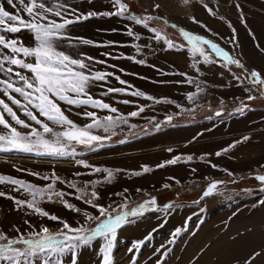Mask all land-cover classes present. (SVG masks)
I'll return each instance as SVG.
<instances>
[{
	"label": "rangeland",
	"instance_id": "1",
	"mask_svg": "<svg viewBox=\"0 0 264 264\" xmlns=\"http://www.w3.org/2000/svg\"><path fill=\"white\" fill-rule=\"evenodd\" d=\"M125 1L133 2L145 12V15L138 17H154L147 21V27L127 19L128 13L123 17L95 16L70 26L69 35L105 46L81 44L68 47L66 42L61 43V50L73 56L86 53L98 61H106L92 64L93 70L111 72L114 76L108 77L106 82H96L89 91L95 98L117 108L118 112L109 113L91 107H71L69 111L70 106L62 102L61 107L65 115L81 127L91 122L80 115L84 111H94L100 118L106 115L123 116L127 123H119L107 133L102 128L92 129L93 134L110 136V139L101 142L103 147L94 144L93 147H97L95 151L88 146L74 144L75 157L0 152V176L20 179L41 189L52 185L51 200L37 197L38 206L49 216L59 218V221H53L40 216L26 204L17 205L15 200L30 201L31 195L23 189L15 190L19 186L0 184V191L6 193L0 197V231L9 237L20 234L29 237L33 230L39 231L42 226H47L53 232L59 230L62 227L60 221L73 227L83 225L93 229L106 219V215H100L97 206H102L106 214L116 217L138 209L155 197L156 210L148 205L142 216L128 217L133 223H125L117 229L114 264H132L134 254L136 264H157L158 260H161V264H182L183 261V264H264V241L263 246L250 248L248 254L237 260L229 250L238 239L247 233L252 234L256 227L250 225L247 229L239 230L238 234H228L236 219L252 222L259 213L264 212V203H261L264 201V183L252 179L253 176L264 175V92L260 85L252 84L250 77L255 70L264 78V68L249 63V59L264 62V0H188V3H184V0ZM4 2L6 8L13 11L6 5V0ZM67 3L84 14L116 10L113 0H67ZM157 4L159 8H155ZM193 18L197 22H193ZM159 19L195 35H198V29L210 34H213L214 28L223 30L224 36L209 37L217 40V45L220 47L221 44V48L233 60H239L243 67L212 54L208 47L205 50L212 62H204L198 52L193 53L191 47L183 44ZM129 28L134 36L127 35ZM150 29H155V32ZM156 33L173 41L177 47L169 49L164 39L155 38ZM14 38L22 40L26 46L34 45L32 35L27 31L14 34ZM138 60L145 63H137ZM115 76L126 81V84H120ZM0 78L7 77L0 74ZM108 87L126 89V92L102 95ZM136 90L154 99L129 94ZM12 95L23 100L18 94ZM190 95L193 96L192 100L188 98ZM250 95L255 98L249 100ZM0 99H4L20 119L39 128L22 108L12 105L2 92ZM124 100L130 103H121ZM157 100L160 102L157 103ZM139 107H143L144 111L136 117L129 115L138 111ZM240 108H244L242 113L237 111ZM217 112L221 115L217 116ZM5 119L21 133L30 131L16 125L6 113ZM52 126L56 131L63 130L59 126ZM5 133L7 130L0 126V134ZM224 142L226 146L220 150H215L218 145L208 149V145ZM246 145L252 146L253 150L251 148L248 157L243 159L238 151ZM218 152L221 153L219 156ZM173 159H176L175 164L167 163ZM78 160H84L92 167H84L76 162ZM236 165H240L241 169H236ZM144 167L149 171L145 172ZM94 168L101 171L95 172ZM105 169L112 172L111 177ZM213 183L217 187L210 195L204 196ZM93 191L97 198H93ZM56 192L62 193V197L55 195ZM125 204L127 207H122ZM169 204L171 207L165 210V205ZM88 216L93 219H86ZM217 220L221 223H216ZM206 225H210L209 229L214 226L213 229L217 231L211 236L204 230ZM177 228L181 229V233L174 237ZM15 229H19V233ZM261 229L264 231V225ZM226 232L228 236L224 242L233 244L229 249L214 248L212 245L226 236ZM149 236L150 239H146ZM173 239L174 243H168ZM134 241H144L139 253L135 250L128 252ZM3 243L6 241L0 240V244ZM104 243L102 237H97L90 247L83 248L79 252L78 264H100L98 250ZM168 249L171 251L162 258ZM255 253L261 255L252 259ZM84 254L88 259L84 258ZM64 264H67L65 260Z\"/></svg>",
	"mask_w": 264,
	"mask_h": 264
},
{
	"label": "snow or ice",
	"instance_id": "2",
	"mask_svg": "<svg viewBox=\"0 0 264 264\" xmlns=\"http://www.w3.org/2000/svg\"><path fill=\"white\" fill-rule=\"evenodd\" d=\"M116 10L114 12H88L86 14L79 13L74 9L67 0H6V5L10 6L13 11H9L4 0H0V92L11 101L12 105L22 108L24 114L35 123L39 128L33 127L29 123L20 119L17 113L5 102L0 99V126L7 130V133L0 134V152H23L34 153L36 156L48 157H75L77 155L74 144L88 146L91 150H97V147H103V140L110 139V136L102 137L93 134L92 129H103L104 132H109L118 126L119 123H127L123 116L106 115L100 118L94 111H84L80 115L89 119L91 122L78 126L74 121L65 115V111L61 107V102L71 107H91L97 110H107L109 113H117L118 109L112 107L110 104L104 102L102 99L95 98L89 89L95 85L96 82H106L108 77L114 76V73L105 71H94L92 64H103L106 61H98L95 57L88 56L86 53H80L73 56L61 50V43L66 42L68 47H77L79 45L101 47L105 45L98 44L92 40L83 37H73L69 35L70 26L87 20L95 16H125L127 19L134 21L136 24H141L147 27V21L154 17H138L130 13L129 6L122 3V0H113ZM188 3V0H184ZM207 8V5H205ZM159 8V5H155ZM211 12V9H208ZM193 22L195 18H193ZM175 27V25H173ZM155 32V29H150ZM27 31L32 35L34 41L33 46H26L24 42L18 38H14V34ZM112 31H116L113 29ZM183 37L191 45L193 53H199L203 57L204 62L211 63L210 56L205 52L201 45H207L218 56L223 57L230 63H235L238 67H243L239 60H233L229 54L221 49L216 43L205 39L202 36L192 35L191 33L180 30ZM9 34H12L11 36ZM128 36L135 34L131 28L127 31ZM139 38L138 36L136 37ZM157 40L164 39L167 47L172 49L177 47L173 41L163 38L160 33H156ZM114 42H109L112 44ZM182 47V46H180ZM7 50V51H5ZM139 51V48H137ZM103 55H110L104 53ZM117 58V57H114ZM137 63L144 64V60H138ZM114 67V66H113ZM251 82L253 85H260L261 91L264 92V78L255 70L250 73ZM115 79L120 84H126V81L115 76ZM239 79V78H237ZM126 89L108 87L102 95L107 96L110 93H125ZM18 94L23 100L12 95ZM132 96L143 97L145 99L153 100L151 96H146L145 93L136 90L129 93ZM189 100L193 99L190 95ZM254 96H249L248 99H254ZM157 103L160 101L157 100ZM121 103L128 104V100L121 101ZM246 107V106H245ZM35 110V111H33ZM144 108L139 107L138 111H133L129 115L136 117ZM243 112L244 108L237 109ZM5 113L23 128L30 129L28 133H21L8 120L5 119ZM221 115L220 112L216 113ZM43 117L44 119H40ZM170 119V118H169ZM50 122V123H49ZM55 126H59L61 131H56ZM42 130V131H41ZM113 134H115L113 132ZM245 140L248 137H244ZM124 141H121L123 143ZM97 147H93V145ZM234 146V145H233ZM227 151V149H225ZM221 153H217L219 156ZM83 155V154H81ZM191 160V156L188 157ZM84 167H92L86 164L84 160L76 161ZM167 163L175 164L176 159L168 161ZM163 166V165H161ZM95 172H100V168H94ZM145 172L149 171L147 167L143 169ZM108 176H112V172L105 169ZM39 175L38 173H33ZM261 183H264V175L255 177ZM48 180L49 177H43ZM56 179H59L58 177ZM0 184H10L19 186L15 189L19 191L23 189L26 193L31 195L30 201L15 200L17 205L26 204L28 208L34 209L40 216L48 217L53 221H59L56 216H49L39 206V201L47 198L51 200L52 185H48L47 189H41L30 183H25L20 179L0 176ZM73 188L76 185H71ZM217 187L216 183L211 184L205 191L204 196L210 195ZM78 191H82L79 190ZM264 191V189H262ZM62 197V193H54ZM6 193L0 191V197L5 196ZM93 198L96 193L92 192ZM10 199H15L9 197ZM264 203V201H261ZM157 204L156 198L153 197L150 201H146L140 205L138 209H132L119 216L112 217L106 214V209L102 206H97L100 215L105 216L106 219L93 229H88L83 225L71 226L65 221H60L62 227L53 232L47 226H42L39 231L33 230L29 237L23 234L16 237H9L3 231H0V240L6 243L0 244V264H64V258L70 257L69 264H78L79 252L86 247H90L92 242L97 237H102L105 243L102 244L98 250V255L101 257L100 264H114L113 250L115 241L117 240V229L122 227L125 223H133L128 220L129 216H142L144 210L148 205H152L155 209ZM72 207L71 205H67ZM127 207V205H122ZM171 205H165V210ZM86 219H93L88 216ZM27 223V221L25 222ZM19 233V229H15ZM181 229L177 228L173 236H178ZM146 239H150V236ZM175 240H170L168 243H174ZM144 241H134L132 247L128 249L129 253L135 250L139 253L141 245ZM23 245V247H17ZM164 246L162 245L161 248ZM160 252V249L156 250ZM168 249L162 254V258L168 254ZM261 255L255 253L252 259ZM132 264H136V255L132 257ZM161 264V260L157 261ZM247 264V262H246Z\"/></svg>",
	"mask_w": 264,
	"mask_h": 264
},
{
	"label": "bare ground",
	"instance_id": "3",
	"mask_svg": "<svg viewBox=\"0 0 264 264\" xmlns=\"http://www.w3.org/2000/svg\"><path fill=\"white\" fill-rule=\"evenodd\" d=\"M172 9V8H171ZM174 10V9H173ZM254 52V51H253ZM252 55V54H251ZM256 57V56H255ZM249 63L253 66H256L260 69L264 68V62L261 61V59H249ZM221 143V142H220ZM214 144V146H210L208 145V149H212V147H215L216 145H218L217 147L213 148L215 150H220L222 149L224 146H226V143H222V144ZM251 145V144H249ZM253 150V147L252 146H243L241 149L239 148V151H238V155H243V159L247 158L248 157V153H250L252 150ZM238 150V149H237ZM210 151V150H209ZM214 151V150H213ZM235 155V154H234ZM245 161V160H244ZM236 169H241L240 165H236L235 166ZM210 203V202H209ZM213 222V221H212ZM211 222V223H212ZM217 222H220V221H216ZM221 223V222H220ZM253 223V224H251ZM209 224V223H208ZM214 224V223H213ZM211 224V225H213ZM250 225H252L253 227H256L253 231L252 234H249L247 233V235L243 238H240L238 239L234 244L233 242H224L225 239L227 238L228 234L232 235L234 233H237L239 230H243V229H247L248 226L250 227ZM264 225V212H261L257 215V218L254 220H248V219H236L230 226V231L225 233L227 234L226 236L222 237L221 239L217 240L212 246L214 248H220V249H226L230 247L231 244H233L232 248H230L229 250L232 252V256H234L237 260V258H243V256L245 254H248V250L251 248V249H254L255 247L257 248L258 245H262L263 241H264V231H262V229L260 230L261 226ZM217 226V225H215ZM210 225H206V227L204 228L205 231H208V233L212 236V234H214L217 229H209ZM260 227V228H259ZM263 228V227H262ZM203 230V231H204ZM201 231V233L203 232ZM219 231V230H218ZM228 231V230H227ZM137 232V230H136ZM128 233V232H127ZM238 234V233H237ZM240 234V233H239ZM205 235V234H204ZM210 235L208 236V238L210 237ZM217 234H215L214 236H216ZM235 236V235H233ZM231 236V237H233ZM206 238V236H204ZM214 238V237H213ZM230 238V236H229ZM195 242L197 241V238H195ZM207 239V238H206ZM212 239V238H211ZM204 240V238H203ZM229 240V239H228ZM234 241V240H233ZM225 244H228V245H224ZM194 248V247H193ZM196 248V247H195ZM212 249V248H211ZM210 250V249H209ZM215 250V249H214ZM260 250V249H258ZM257 250V251H258ZM188 251V250H187ZM194 251V250H193ZM226 253V252H225ZM208 255V254H207ZM228 255V254H227ZM191 256V255H190ZM226 256V255H224ZM229 256V255H228ZM230 257V256H229ZM184 258V257H183ZM222 258V257H221ZM187 259V258H186ZM230 260V258H229ZM235 260V259H234ZM182 262V261H181ZM185 262V261H183ZM182 262V264H183Z\"/></svg>",
	"mask_w": 264,
	"mask_h": 264
},
{
	"label": "trees",
	"instance_id": "4",
	"mask_svg": "<svg viewBox=\"0 0 264 264\" xmlns=\"http://www.w3.org/2000/svg\"><path fill=\"white\" fill-rule=\"evenodd\" d=\"M123 3L128 5L129 6V10H130V13L133 14V15H136V16H143L145 13L143 10H141L138 6H136L133 2L129 1V2H126L125 0H123ZM138 8V9H137ZM150 16V15H148ZM159 21L161 23H163L166 27H169V29L171 31L174 32L175 35L178 36V38L181 39L182 43L183 44H186L188 45L189 47H191V45L188 43V41L183 37V35L181 34V29L180 27L176 26L175 24H172V23H169L167 22L166 20H163V19H159ZM173 25H175V27H173ZM184 30V29H183ZM186 31V30H184ZM188 32V31H187ZM190 33V32H189ZM192 34V33H191ZM192 35H195V34H192ZM199 36V35H198ZM206 39V38H205ZM203 46V49L205 50V47H208L207 45H201V47ZM221 48V47H220ZM209 50H211L209 47H208ZM222 49V48H221ZM213 53L212 54H216L213 50H211ZM224 51V50H223ZM206 52V50H205ZM208 54V52H206ZM209 55V54H208ZM256 176H253V178H255Z\"/></svg>",
	"mask_w": 264,
	"mask_h": 264
},
{
	"label": "crops",
	"instance_id": "5",
	"mask_svg": "<svg viewBox=\"0 0 264 264\" xmlns=\"http://www.w3.org/2000/svg\"><path fill=\"white\" fill-rule=\"evenodd\" d=\"M222 26H223V28H224V24L222 23L221 24ZM232 27H235L236 28V26H235V24H232ZM199 28H200V25H199ZM247 30H248V28H247ZM212 32H213V34H210L209 32H206L205 30H203V31H201V29H198V35H200V36H202V37H204V38H206V39H208V40H211L213 43H216V44H219L218 43V41L217 40H215V39H212L211 37H209V35L211 36H219V37H221V36H224V34H225V32L223 31V30H217V28H214L213 30H212ZM237 33H238V35L239 36H241V31L240 30H238L237 31ZM208 34V35H207ZM246 38V37H245ZM245 41H247V38L245 39ZM219 46V45H218ZM220 47H221V44H220ZM223 47V46H222ZM224 49H226L225 47H223ZM246 56H247V59H248V51L246 52ZM248 62V61H247ZM247 64V63H246ZM138 231V230H137ZM27 238V237H26ZM17 247H23V245H17ZM84 258H86V259H88V257H87V254H84ZM64 260H65V263H67V264H69V261H70V257H68V256H66L65 258H64ZM89 261L91 262V255L89 256Z\"/></svg>",
	"mask_w": 264,
	"mask_h": 264
}]
</instances>
